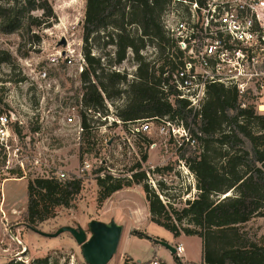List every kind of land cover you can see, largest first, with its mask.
<instances>
[{
	"label": "rangeland",
	"instance_id": "rangeland-1",
	"mask_svg": "<svg viewBox=\"0 0 264 264\" xmlns=\"http://www.w3.org/2000/svg\"><path fill=\"white\" fill-rule=\"evenodd\" d=\"M18 2L22 3L21 0ZM48 2L54 12V17L47 22H51V25L44 23L40 27L33 26L40 37L39 42L30 39L24 30L14 33H3L0 30V48L8 50L13 56L11 63L0 65L2 100L0 112L11 114L14 119L9 147H0V264L10 260L34 264L38 258L45 257H49L48 264H88L82 246L69 232L57 237H48L28 228L24 217L30 177L56 176V168L60 167L67 171L69 180L79 177L78 167L84 158L89 159L94 166L80 177L82 180L80 193L72 198L68 207H57L54 217L38 224L37 228L40 231L55 233L61 226H81L90 237V221H115L123 226V232L118 250L108 264H122L123 260L128 258L147 259L155 254L172 263L173 254L155 240L164 239L174 244L178 240L175 237H183L186 255L190 259L201 260L194 264H203L202 238L198 235H187L184 228H191L197 232L203 229L186 219L177 220V216H181L182 209L187 206L186 202L195 199L199 194L195 174L180 157L184 151L187 152L186 156H190L189 146L186 143L181 146V140L178 138L160 134L162 123L154 122L149 136L156 141L157 146L149 151L147 158H143L144 150L141 159L126 154L114 131L118 124L116 122L111 124L110 119H104L105 116L115 115L118 109L125 106L128 100L126 92L111 100L110 105L107 104L109 109L107 115L99 116L94 112L88 115L90 123H94L98 129L86 132L83 139H79L77 130L65 123V116L68 107L76 104L83 94L80 73L73 66L50 68L47 56L60 46L67 47V42L70 48L80 49L84 53L83 23L86 0ZM0 3L14 4L15 0H0ZM32 14L47 20L42 9H37ZM132 30L136 34L135 27ZM63 40L66 43L60 45ZM94 49L95 54L102 58L108 69L110 58L114 57V46H104L97 42ZM152 52H155L153 45H147L142 51L149 60ZM133 56L129 49L125 59L128 63L125 67L127 66L134 74L132 77L126 75L129 81L137 76ZM154 59L153 55L152 60ZM42 65L49 68L52 87L45 86L32 72L33 68ZM122 88L126 86L122 85ZM81 109L78 108L82 113ZM255 110L257 114L264 115V111L258 108ZM16 125L21 129V133L15 131ZM110 127L114 129L111 131ZM106 129L107 138L109 141L113 140L112 143L108 141L107 145L100 141L101 134L106 132ZM81 148L84 152L80 150ZM102 158H106L107 161L104 165L100 163ZM18 166H21L25 176L17 177L12 173ZM101 168L104 169L99 171ZM102 172L104 175L112 174L116 178H121L123 183L131 180L132 184L130 187L124 186L101 201L97 178L104 176ZM134 173L142 174L140 182L133 179ZM8 180L12 181L3 187ZM160 182L164 183V187H160ZM146 185L151 194L155 193L165 204L167 210L165 214L174 218L180 230L179 236L150 220L152 215L144 189ZM161 219L169 221L165 216ZM135 229L145 231L152 239L132 235ZM237 229L243 241L264 245V216H255L238 225ZM224 242L225 239L220 236L215 238L218 246Z\"/></svg>",
	"mask_w": 264,
	"mask_h": 264
},
{
	"label": "trees",
	"instance_id": "trees-1",
	"mask_svg": "<svg viewBox=\"0 0 264 264\" xmlns=\"http://www.w3.org/2000/svg\"><path fill=\"white\" fill-rule=\"evenodd\" d=\"M21 1V4L18 0L14 4L0 3V30L3 33L24 30L30 39L39 42L33 26L40 27L44 23L50 26L51 22H47L54 17L53 8L48 0ZM170 3L171 0H86L83 41L87 67L81 74L84 103L105 116L109 111L106 100L110 102L126 92L128 100L115 114L121 120L168 116L169 120H178L189 127L196 145L187 144L190 156L184 151L180 157L195 174L199 194L186 202L177 220L186 219L203 229L197 232L184 228L187 235L202 238L203 264H264V245L243 241L237 229L255 216H264V115L257 114L254 106L242 107L236 91L222 84L210 86L199 113L189 108L184 99L176 98L175 104L165 99L159 85L163 80L168 81L163 77L164 69L175 67L168 56L174 42L163 24V15ZM37 9L44 11L47 20L33 16L32 12ZM97 42L115 48L108 69L94 52ZM147 45L155 48V63L142 53ZM129 49L137 65V76L132 81L114 69L126 59ZM12 61V54L0 48V65ZM82 118L88 128L90 120L85 112ZM15 131L21 133L17 125ZM90 131L87 129L88 133ZM80 150L84 152L83 148ZM147 156L144 153L143 158ZM12 173L17 177L25 176L21 166ZM132 177L140 182L142 174L134 173ZM97 180L101 201L132 184L131 180L123 183L112 174L99 176ZM159 185L164 187L163 182ZM81 189L80 177L68 178L65 182L57 176L30 177L24 214L27 227L37 232L38 224L54 217L57 207H68ZM144 189L152 215L150 220L179 236L174 218L165 214V204L155 193L151 194L147 185ZM164 216L169 221L162 220ZM132 235L148 237L138 229L133 230ZM217 236L225 239L221 246L215 243ZM48 262L49 257H45L38 258L34 264ZM2 264L25 262L10 260Z\"/></svg>",
	"mask_w": 264,
	"mask_h": 264
},
{
	"label": "built area",
	"instance_id": "built-area-1",
	"mask_svg": "<svg viewBox=\"0 0 264 264\" xmlns=\"http://www.w3.org/2000/svg\"><path fill=\"white\" fill-rule=\"evenodd\" d=\"M163 24L174 42L168 56L175 67L164 69L163 77L168 81L163 80L159 85L168 102L175 104L176 98L184 99L189 108L199 113L206 103L210 86L222 84L236 91L242 107L254 106L264 111V0H171L163 15ZM66 44L67 47L60 46L48 54V66L55 69L73 66L81 76L87 67L85 55L82 50L70 48L68 42ZM153 55L156 53L152 52ZM127 63L128 60L124 59L114 69L132 77L134 74L125 67ZM134 66L136 71L137 65ZM32 72L45 86L52 87L47 66L33 68ZM78 108H82L87 115L94 112L101 116V113L85 105L83 94L76 104L68 107L65 123L74 127L82 140L87 129L93 132L98 127L90 123L86 128ZM107 118L111 124H118L115 129L110 127L109 130L114 129L123 151L134 158L141 159L142 150L148 155L157 146L149 136L154 122L162 123L160 134L178 138L181 146L184 143L196 145L191 129L178 120H169L168 116L123 121L113 114L104 117ZM13 123V115L0 112V147H9ZM107 131L101 134L100 139L106 145L109 141ZM106 162V158L100 159L102 165ZM93 166L89 159L84 158L78 167V176L82 177ZM55 173L61 180L69 178L62 167L56 168ZM101 174L104 175L103 172ZM169 244L174 248V252L168 248L174 256L172 263L155 254L147 259L128 258L122 264L198 263L187 259L183 242Z\"/></svg>",
	"mask_w": 264,
	"mask_h": 264
},
{
	"label": "water",
	"instance_id": "water-1",
	"mask_svg": "<svg viewBox=\"0 0 264 264\" xmlns=\"http://www.w3.org/2000/svg\"><path fill=\"white\" fill-rule=\"evenodd\" d=\"M65 43L66 41L63 40L60 45ZM89 229L91 231L90 237L81 226H62L55 233H45L40 230L37 232L48 237H57L62 233L69 232L82 246V252L88 264H108L118 250L123 226L115 221L92 220L89 222ZM148 237L152 239L151 236L148 235ZM155 241L174 252L173 246L165 240L157 239Z\"/></svg>",
	"mask_w": 264,
	"mask_h": 264
},
{
	"label": "crops",
	"instance_id": "crops-1",
	"mask_svg": "<svg viewBox=\"0 0 264 264\" xmlns=\"http://www.w3.org/2000/svg\"><path fill=\"white\" fill-rule=\"evenodd\" d=\"M10 181H12V180H8V181H5V183L3 184V187L4 186H6L7 185V183H9ZM31 231V230H30ZM140 231H143V230H140ZM143 232H145V231H143ZM186 237H197V236H186ZM176 239H178L177 240V242H182L183 240H182V238L183 237H175ZM164 240V239H163ZM157 242V241H156ZM159 245H161L159 242H157ZM161 246H163V245H161ZM164 247V246H163ZM201 248H202V245H201ZM132 256V255H131ZM187 256V259L189 260V261H191V262H200L201 260H197V261H195V260H192V259H190L189 258V256L188 255H186ZM134 257V256H133ZM137 259H141V258H137Z\"/></svg>",
	"mask_w": 264,
	"mask_h": 264
}]
</instances>
